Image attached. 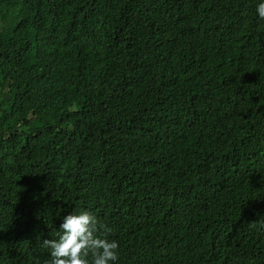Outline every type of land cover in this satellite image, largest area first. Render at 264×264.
Segmentation results:
<instances>
[{"label":"trees","instance_id":"trees-1","mask_svg":"<svg viewBox=\"0 0 264 264\" xmlns=\"http://www.w3.org/2000/svg\"><path fill=\"white\" fill-rule=\"evenodd\" d=\"M261 2L0 0V264L80 211L115 264H264Z\"/></svg>","mask_w":264,"mask_h":264},{"label":"clouds","instance_id":"clouds-1","mask_svg":"<svg viewBox=\"0 0 264 264\" xmlns=\"http://www.w3.org/2000/svg\"><path fill=\"white\" fill-rule=\"evenodd\" d=\"M256 12L260 19H264V2L257 5ZM132 39L137 38L132 37ZM184 73V85L180 88L179 97L188 96L194 85L193 77H189L191 74ZM177 78L178 74L175 75L172 83ZM196 81L200 92L202 82L197 77ZM110 137L111 135L105 139ZM110 232L111 229L106 224H101L91 211L70 213L62 220L58 238L43 241L42 246L50 250L45 251L47 258L44 264H115L118 260L119 244L109 239Z\"/></svg>","mask_w":264,"mask_h":264}]
</instances>
